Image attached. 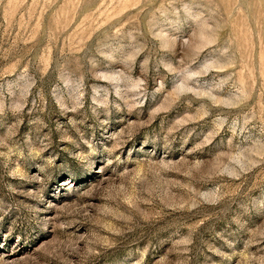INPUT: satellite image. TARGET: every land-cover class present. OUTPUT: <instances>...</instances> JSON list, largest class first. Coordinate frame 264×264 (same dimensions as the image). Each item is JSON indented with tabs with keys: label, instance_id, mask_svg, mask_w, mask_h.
Masks as SVG:
<instances>
[{
	"label": "rangeland",
	"instance_id": "374dc122",
	"mask_svg": "<svg viewBox=\"0 0 264 264\" xmlns=\"http://www.w3.org/2000/svg\"><path fill=\"white\" fill-rule=\"evenodd\" d=\"M0 264H264V0H0Z\"/></svg>",
	"mask_w": 264,
	"mask_h": 264
}]
</instances>
